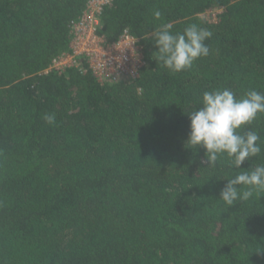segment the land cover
Wrapping results in <instances>:
<instances>
[{
    "label": "trees",
    "instance_id": "obj_1",
    "mask_svg": "<svg viewBox=\"0 0 264 264\" xmlns=\"http://www.w3.org/2000/svg\"><path fill=\"white\" fill-rule=\"evenodd\" d=\"M87 2L0 0V264H264V192L227 206L220 191L240 170L226 155L206 167L185 144L204 91L264 93V0H113L100 35L129 32L145 61L123 82L100 81L86 58L48 71ZM214 10L217 22L202 16ZM169 22L208 28L210 55L163 67L152 32ZM249 129L262 148L250 171L264 164V114Z\"/></svg>",
    "mask_w": 264,
    "mask_h": 264
},
{
    "label": "clouds",
    "instance_id": "obj_2",
    "mask_svg": "<svg viewBox=\"0 0 264 264\" xmlns=\"http://www.w3.org/2000/svg\"><path fill=\"white\" fill-rule=\"evenodd\" d=\"M159 20L162 13H153ZM172 23H163L153 29L152 38L157 51L156 60L172 73L191 69L196 60L210 55L206 40L213 33L206 27L192 23L182 32H173ZM200 107L187 113L190 119V132L185 142L191 148H203L205 158L201 163L214 167L225 155L236 175L228 178L220 191L219 200L231 207L238 202L251 199L254 194L264 192V164L244 170L245 161L258 156L261 151L260 135L257 131L243 129L264 114V93L255 89L242 96L230 88L204 91ZM43 120L55 125V113H45Z\"/></svg>",
    "mask_w": 264,
    "mask_h": 264
},
{
    "label": "built area",
    "instance_id": "obj_3",
    "mask_svg": "<svg viewBox=\"0 0 264 264\" xmlns=\"http://www.w3.org/2000/svg\"><path fill=\"white\" fill-rule=\"evenodd\" d=\"M112 3L113 0H88L82 16L70 25L71 52L53 59L48 71L79 67L86 58L100 81L123 82L139 77L145 65L140 40L125 32L117 42L109 45L99 33L101 15Z\"/></svg>",
    "mask_w": 264,
    "mask_h": 264
},
{
    "label": "rangeland",
    "instance_id": "obj_4",
    "mask_svg": "<svg viewBox=\"0 0 264 264\" xmlns=\"http://www.w3.org/2000/svg\"><path fill=\"white\" fill-rule=\"evenodd\" d=\"M221 10H214L211 12H207L204 15H202L204 18H206L210 22H217L218 21V15L221 13Z\"/></svg>",
    "mask_w": 264,
    "mask_h": 264
}]
</instances>
